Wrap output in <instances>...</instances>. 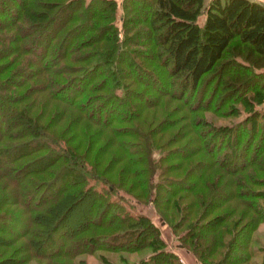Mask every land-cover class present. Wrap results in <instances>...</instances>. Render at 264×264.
<instances>
[{"label":"trees","instance_id":"1","mask_svg":"<svg viewBox=\"0 0 264 264\" xmlns=\"http://www.w3.org/2000/svg\"><path fill=\"white\" fill-rule=\"evenodd\" d=\"M10 1L4 16L0 0V230L23 239L24 260L83 264L80 253L148 246L150 255L123 264H180L150 217L130 210L135 201L184 227L182 246L202 264L248 263L264 222V110L216 123L228 115L194 95L231 43L264 66V3L124 0L119 37L115 0ZM232 63L234 85L222 86L248 107L264 95V74L243 76ZM157 73L161 86H150ZM212 84L207 97L222 88ZM16 212L23 220L11 230Z\"/></svg>","mask_w":264,"mask_h":264},{"label":"rangeland","instance_id":"2","mask_svg":"<svg viewBox=\"0 0 264 264\" xmlns=\"http://www.w3.org/2000/svg\"><path fill=\"white\" fill-rule=\"evenodd\" d=\"M124 0H115V11H114V17H113V23L115 24L117 28V33L119 37H122L123 35V27H122V15L124 11ZM130 1V0H129ZM205 3L208 0H204ZM264 3V0H258ZM16 2L10 1V0H5L4 2V16L7 15V12L11 11L13 8L16 7ZM148 8L144 7L142 10L133 12L135 15L134 17V22L137 23V19H141L143 15H147ZM204 18V14H200L198 16V21L202 22ZM135 24L136 27H140L138 24ZM130 29V28H129ZM140 28V30H142ZM139 30L138 34H135V39L139 40L140 42L143 41L144 37L140 36L141 31ZM131 31V30H130ZM132 32V31H131ZM145 41V40H144ZM129 46L131 47H140L143 49V46L141 45H134L129 43ZM234 49H232V43L228 47L227 51L225 52L224 56L218 60L216 65L212 70L207 72L202 80L200 85V93L199 96L198 92L194 95V98H203V100H207L208 103L212 101L213 105L220 106L221 109H223L224 114L228 116H222V117H214V121L216 123H228V122H235L239 119H242L248 112V109H258V110H264V95L259 99V101H251L250 105L248 107H244L242 104H239L236 101L235 96V90L230 89L226 90L225 86H222L223 82H227L226 80L230 78L228 77L225 73V71H233L234 64L232 63V60L235 61V66H239L238 68L241 73H243V76L247 75L248 77H251V72L258 73V74H264V66H254L252 62L254 61L253 59L245 60V58L241 55H237L234 53ZM256 56V55H254ZM243 65V67H241ZM226 67V68H225ZM224 71V72H223ZM238 71V72H239ZM214 79V80H213ZM216 79V80H215ZM260 79V75L257 76V80L254 79V81H249L246 84H243L241 89L245 88H250L255 82ZM261 80V79H260ZM148 82L150 86L153 87H159L161 86L162 82V73H157L156 75H153L152 77H148ZM215 82L216 86H222L221 90L218 92H214L211 97H207L211 91L213 90ZM221 82V83H220ZM229 85H234L233 82H227ZM241 86V83H240ZM228 87V86H227ZM235 87V86H234ZM244 87V88H243ZM135 88H145L144 95L151 93L152 91L149 92V87L143 84H135ZM239 89V88H238ZM256 89L258 87L256 86ZM260 89V92L264 94V84L262 85ZM241 91V90H240ZM236 92H239V90H236ZM226 93V94H224ZM220 103V104H219ZM237 109L236 114L232 115V111ZM205 114H209L208 112H204ZM229 113L231 115H229ZM0 120H1V114H0ZM1 180V178H0ZM188 181L192 180L191 178H187ZM135 205L129 206L130 210L133 213H143L147 214L150 219L154 222V224L158 227V232L162 240L164 241V249L171 251L172 253H175L178 255L179 262L180 264H202V261L198 259L197 257L194 256L191 252H189L186 247L182 246V238L181 235L183 234V228H175L173 229L170 224L165 223L160 217H159V210L150 202H135ZM127 206V204H126ZM86 205L84 204L80 211H77V214L73 215L69 220L70 224H74L78 219L82 218L81 215L82 213L84 214V208ZM2 212V211H0ZM10 221L6 222V227L10 228L12 230H15L16 228L19 227V225L22 223L23 217L19 213H13L10 214ZM9 220V219H8ZM0 221H3L0 219ZM3 222H0V229L3 227ZM7 230V229H6ZM60 235L57 234L55 235V239L59 241ZM13 236L9 235L8 232H6L4 229L0 230V260L3 258H7L9 260H13L14 262L12 264H42L44 263L43 258H31L29 260L25 259L24 256L27 255V252H23L21 249H25L26 247L24 246L23 239H15L13 240ZM55 243V242H54ZM54 245V244H53ZM19 246V247H18ZM49 248L51 247L50 245L48 246ZM250 250V258L248 263L246 264H264V222H261L258 227L252 232L251 236V241L249 242L248 246ZM152 248L146 246L144 248H141L139 250H115V251H107V250H102V251H95V252H84L78 254L76 257L77 259H82L83 264H123V263H132V262H137L139 260L144 259L148 255L151 254ZM238 249L236 246H232L228 260L232 261L237 257ZM16 261V262H15Z\"/></svg>","mask_w":264,"mask_h":264}]
</instances>
